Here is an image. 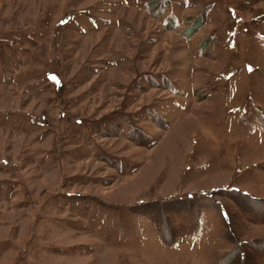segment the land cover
Returning a JSON list of instances; mask_svg holds the SVG:
<instances>
[{"label":"rangeland","instance_id":"374dc122","mask_svg":"<svg viewBox=\"0 0 264 264\" xmlns=\"http://www.w3.org/2000/svg\"><path fill=\"white\" fill-rule=\"evenodd\" d=\"M0 264H264V0H0Z\"/></svg>","mask_w":264,"mask_h":264}]
</instances>
